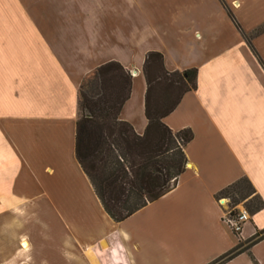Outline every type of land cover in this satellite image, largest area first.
Wrapping results in <instances>:
<instances>
[{
	"label": "crops",
	"instance_id": "1",
	"mask_svg": "<svg viewBox=\"0 0 264 264\" xmlns=\"http://www.w3.org/2000/svg\"><path fill=\"white\" fill-rule=\"evenodd\" d=\"M0 0V264H210L237 237L216 195L246 178L264 204V0ZM196 68V89L162 119L190 129L184 172L121 222L76 162L78 87L117 62L131 91L119 118L146 126L142 64ZM221 264H264V237Z\"/></svg>",
	"mask_w": 264,
	"mask_h": 264
},
{
	"label": "trees",
	"instance_id": "2",
	"mask_svg": "<svg viewBox=\"0 0 264 264\" xmlns=\"http://www.w3.org/2000/svg\"><path fill=\"white\" fill-rule=\"evenodd\" d=\"M229 18L256 55L229 8L220 0ZM145 81L143 113L146 126L142 135L119 118L131 91V74L117 62H107L87 75L78 87V117L75 126L74 154L89 180L104 212L121 222L147 204L168 193L184 172L183 147L192 139L190 129L172 132L162 119L170 114L183 94L196 89V68L167 71L158 52H148L142 64ZM217 200L235 206L245 201L253 215L263 202L246 178L223 188ZM264 237V229L256 232ZM257 239V240H258ZM236 246L210 264H221L246 248Z\"/></svg>",
	"mask_w": 264,
	"mask_h": 264
},
{
	"label": "rangeland",
	"instance_id": "3",
	"mask_svg": "<svg viewBox=\"0 0 264 264\" xmlns=\"http://www.w3.org/2000/svg\"><path fill=\"white\" fill-rule=\"evenodd\" d=\"M131 76H133V75H131ZM219 201H220V203H221V205L223 206V216H224V220H225V222H226V215H227V213H229L230 211H231V201H229V199L228 198H220L219 199ZM247 206H248V203H246L245 201H241V202H239L234 208H235V210H236V213H238L240 210H242V209H244L246 212H247ZM248 213V212H247ZM248 217L250 218V216H249V214H248ZM248 221H249V219H248ZM226 224H227V222H226ZM227 226L230 228V226L227 224ZM231 229V228H230ZM234 233V232H233ZM241 233V232H240ZM240 233L239 234H235V235H237V237L240 235ZM260 237V235H253L251 238H249V239H246V240H242V239H240L239 238V242H241L242 244H241V246H242V248H246L245 249V251L253 244V243H255L256 241H257V239ZM259 240V239H258ZM243 252V251H242ZM241 253V252H240ZM95 264H100V262H98V260H96V262H95ZM104 264V263H103Z\"/></svg>",
	"mask_w": 264,
	"mask_h": 264
},
{
	"label": "built area",
	"instance_id": "4",
	"mask_svg": "<svg viewBox=\"0 0 264 264\" xmlns=\"http://www.w3.org/2000/svg\"><path fill=\"white\" fill-rule=\"evenodd\" d=\"M131 75L134 76V73ZM248 219V213L244 209L240 210L233 216H230L229 213L226 215V222L235 234L241 232L243 225L248 222Z\"/></svg>",
	"mask_w": 264,
	"mask_h": 264
}]
</instances>
